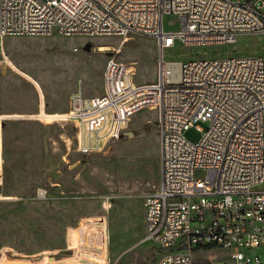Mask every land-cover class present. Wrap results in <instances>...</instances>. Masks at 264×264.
<instances>
[{"label":"built area","instance_id":"2783aa9c","mask_svg":"<svg viewBox=\"0 0 264 264\" xmlns=\"http://www.w3.org/2000/svg\"><path fill=\"white\" fill-rule=\"evenodd\" d=\"M167 15L178 18L175 32L164 28ZM50 33L157 41L156 81L111 59L102 94L79 88L65 116L89 155L120 138L138 112L158 108L161 183L145 197L146 237L159 252L151 264H264V57H165L177 41L212 46L264 34V0H0V36ZM196 125L202 136L192 143L184 132ZM213 249L226 257L195 260Z\"/></svg>","mask_w":264,"mask_h":264},{"label":"rangeland","instance_id":"374dc122","mask_svg":"<svg viewBox=\"0 0 264 264\" xmlns=\"http://www.w3.org/2000/svg\"><path fill=\"white\" fill-rule=\"evenodd\" d=\"M163 23L168 32L179 27L174 15ZM161 56L157 41L139 34L0 37V264H151L158 257L145 233V197L161 183L158 108L138 112L120 138L89 155L65 116L79 88L102 94L109 60L154 82ZM249 56L264 57V34L212 46L177 41L165 52L183 63ZM197 126L184 132L192 143L202 136ZM203 254L195 260H221L227 251Z\"/></svg>","mask_w":264,"mask_h":264},{"label":"trees","instance_id":"16d2710c","mask_svg":"<svg viewBox=\"0 0 264 264\" xmlns=\"http://www.w3.org/2000/svg\"><path fill=\"white\" fill-rule=\"evenodd\" d=\"M157 167H158V170L161 171V174H162V164H161V159L158 160Z\"/></svg>","mask_w":264,"mask_h":264},{"label":"bare ground","instance_id":"6f19581e","mask_svg":"<svg viewBox=\"0 0 264 264\" xmlns=\"http://www.w3.org/2000/svg\"><path fill=\"white\" fill-rule=\"evenodd\" d=\"M0 37H3V36H0ZM174 62H177V61H174ZM178 63H181V62H178ZM158 79V75H157V78H156V80ZM155 80V81H156ZM152 108V107H151ZM153 108H155V107H153ZM146 109H148V108H146Z\"/></svg>","mask_w":264,"mask_h":264},{"label":"crops","instance_id":"0c3cea01","mask_svg":"<svg viewBox=\"0 0 264 264\" xmlns=\"http://www.w3.org/2000/svg\"><path fill=\"white\" fill-rule=\"evenodd\" d=\"M77 263V262H76ZM75 262H70L69 264H76Z\"/></svg>","mask_w":264,"mask_h":264}]
</instances>
